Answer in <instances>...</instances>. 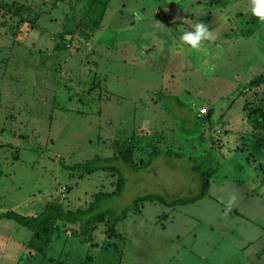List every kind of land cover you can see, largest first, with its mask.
<instances>
[{
    "label": "rangeland",
    "instance_id": "1",
    "mask_svg": "<svg viewBox=\"0 0 264 264\" xmlns=\"http://www.w3.org/2000/svg\"><path fill=\"white\" fill-rule=\"evenodd\" d=\"M249 7L0 0V264H264V21ZM198 21L215 39L193 50L179 37ZM127 139L140 142L135 165L119 164L127 187L107 204L195 195L194 162L209 169L207 194L139 202L110 236L105 219L86 236L57 221L39 240L4 217L113 192L114 172L70 167Z\"/></svg>",
    "mask_w": 264,
    "mask_h": 264
},
{
    "label": "trees",
    "instance_id": "2",
    "mask_svg": "<svg viewBox=\"0 0 264 264\" xmlns=\"http://www.w3.org/2000/svg\"><path fill=\"white\" fill-rule=\"evenodd\" d=\"M259 80L256 83L264 81V74L261 77H258ZM256 81V80H255ZM251 82V81H250ZM254 82V80H253ZM171 111V110H170ZM262 110L257 109L255 113L257 117L262 118L264 123V113H261ZM204 118H207L205 116ZM139 144L136 139H127V140H116L114 142V151L112 156L101 158L98 155H95L93 159L89 162L83 164H75L70 167V169H85L88 172L102 171V172H114L117 175L116 186L113 192H97L94 195V200L89 204L86 209H64L63 206L59 203L57 204H45L43 209L37 215H23L18 212L10 211L4 214V217L10 220H13L18 225L28 229L32 232L34 238L41 240V238H48L51 236L53 231L56 228V222L61 221L67 224H75L78 226V235L86 236L90 233L91 229L95 224L102 220H106L107 231L109 236L115 232L116 224L125 219L127 213L130 210L138 211L140 206L139 202L144 201H157L168 205L170 207L175 205H185L192 203L203 196L208 192L207 179L210 175V172L207 170L208 167L200 164H193L192 170L197 173L198 182L200 184L199 192L192 196L177 197L175 199L167 200L164 196L160 194L146 193L142 195H137L133 198L129 206L125 208L118 209L116 205H109L106 202L108 200L114 199V201L124 192L127 187V179L125 175L121 172L119 164L124 165L125 167H132L134 164L133 153L135 145ZM167 153H172L167 151ZM158 154V153H156ZM156 154L150 155V162ZM173 154V153H172ZM175 155V154H174ZM201 158H195L194 160H200ZM68 168V167H67ZM47 239V240H48Z\"/></svg>",
    "mask_w": 264,
    "mask_h": 264
},
{
    "label": "clouds",
    "instance_id": "3",
    "mask_svg": "<svg viewBox=\"0 0 264 264\" xmlns=\"http://www.w3.org/2000/svg\"><path fill=\"white\" fill-rule=\"evenodd\" d=\"M249 11L251 15L264 21V0H250ZM215 37L210 33L207 25L203 22H196L191 26V30L181 29L179 41L197 50L202 47L203 41H211Z\"/></svg>",
    "mask_w": 264,
    "mask_h": 264
}]
</instances>
